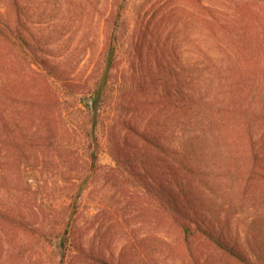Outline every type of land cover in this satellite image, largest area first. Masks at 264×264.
Returning <instances> with one entry per match:
<instances>
[{
  "label": "trees",
  "instance_id": "16d2710c",
  "mask_svg": "<svg viewBox=\"0 0 264 264\" xmlns=\"http://www.w3.org/2000/svg\"><path fill=\"white\" fill-rule=\"evenodd\" d=\"M113 25L87 75L73 76L47 54L27 53L25 36L0 21V56L16 75L7 82V68L0 69V174L26 177L28 196L19 201L33 211L28 161L75 166L82 184L107 148L118 165L109 174L131 176L154 208V228L126 229L130 240L114 264H157L160 255L180 264H214L215 256L264 264V34L214 36L222 58L201 51L198 65H180L172 24L155 47L164 66L124 70L117 83ZM64 143L72 148L57 154ZM80 187L65 195H73L69 205ZM11 201L0 221L56 242L63 258H89L67 231L68 207L60 220L31 229L39 213L25 216ZM90 256L86 264H113Z\"/></svg>",
  "mask_w": 264,
  "mask_h": 264
},
{
  "label": "rangeland",
  "instance_id": "374dc122",
  "mask_svg": "<svg viewBox=\"0 0 264 264\" xmlns=\"http://www.w3.org/2000/svg\"><path fill=\"white\" fill-rule=\"evenodd\" d=\"M0 21L9 22L14 33L25 36L27 53L47 54L53 65H65L73 76L87 75L92 59L103 47L104 32L113 22L117 38L113 71L119 83L124 70L135 67L155 72L164 66L155 57V47L157 41L163 42L172 24L177 29L174 49L180 56V65H198L201 51L222 58L223 50L214 36L263 35L264 0H0ZM142 34H146L145 40L139 39ZM221 46L234 52L228 42L223 41ZM171 48L168 45L167 49ZM5 50L0 42V54ZM3 68L7 72L2 74V80L10 82L16 75L13 71L8 74V58L0 56V69ZM59 148L57 154L72 146L64 143ZM5 167L8 173V163ZM26 167L32 172L28 174ZM1 168L2 165L0 173ZM117 168L107 148L100 152L95 166L86 168L88 174L85 172L83 177L87 179L82 184L75 166L28 161L23 171L32 181L33 211L40 215L31 229L41 226L42 220L46 226L60 220L68 207L65 214H71L72 219L67 231L75 238V246L84 248L89 258H81L85 263L72 261L70 255L63 258L56 242H47L26 226L17 228L0 221V264H86L90 254L116 263L122 246L130 240L127 230L139 235L154 228L151 198L143 195L138 183L125 172L119 177L109 174L110 169ZM25 179L14 173L4 179L0 174L2 210H8L11 199L16 202L17 212L33 214L22 203L28 196L23 187ZM78 185L82 186L79 197L76 195L74 204L69 205L73 195L71 200L65 195ZM156 260L157 264H180L163 255ZM214 264L230 263L215 256Z\"/></svg>",
  "mask_w": 264,
  "mask_h": 264
}]
</instances>
